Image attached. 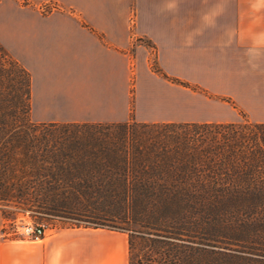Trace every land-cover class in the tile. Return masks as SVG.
<instances>
[{
    "label": "crops",
    "instance_id": "obj_1",
    "mask_svg": "<svg viewBox=\"0 0 264 264\" xmlns=\"http://www.w3.org/2000/svg\"><path fill=\"white\" fill-rule=\"evenodd\" d=\"M27 1L0 3V41L32 74L33 121L264 122V0ZM6 221L0 211V264H130L126 231L25 239L6 237Z\"/></svg>",
    "mask_w": 264,
    "mask_h": 264
},
{
    "label": "trees",
    "instance_id": "obj_2",
    "mask_svg": "<svg viewBox=\"0 0 264 264\" xmlns=\"http://www.w3.org/2000/svg\"><path fill=\"white\" fill-rule=\"evenodd\" d=\"M153 67L173 82L201 89ZM31 111L32 74L0 44V182ZM85 124L118 132L71 136L53 157L60 171L36 177L64 182L43 193L94 207L98 216L130 215L139 228L95 225L137 235L140 254L130 237V264H235L240 259L231 253L255 249L251 245L259 243L255 238L264 223L257 229L252 220L230 216L264 206V122H137L131 117ZM67 160L74 169L59 164Z\"/></svg>",
    "mask_w": 264,
    "mask_h": 264
},
{
    "label": "rangeland",
    "instance_id": "obj_3",
    "mask_svg": "<svg viewBox=\"0 0 264 264\" xmlns=\"http://www.w3.org/2000/svg\"><path fill=\"white\" fill-rule=\"evenodd\" d=\"M2 1L4 0H0V3ZM19 1L24 5L29 4L27 0ZM54 6H56L54 3L42 4V12L47 13ZM130 21H132V15H130ZM142 40L155 52L152 43L148 39L142 38ZM0 44L13 58L17 59L1 41ZM152 63L156 64L155 58H153ZM159 110L161 109H156L160 113L162 110ZM133 116L134 113L132 112L131 117ZM30 118L31 121L24 127L22 141L18 145L11 147V157L6 162L8 165L1 171V173H4V180L0 182V211L7 218V221L33 220L45 223L50 228L56 229L76 226H95L98 224H105L110 227L139 228V225L133 222L130 215L129 218L128 216L125 218L124 215L104 218L106 213L101 212L103 216H98L95 214L96 210L94 207L79 204L72 198L44 194V191L55 190L53 186H57L56 184L59 183L54 182L49 177L41 178L42 180L40 182L38 179L41 174L47 171L55 173L60 171L58 163L55 162L53 157L54 155H59L60 149L63 148L64 143L68 142L71 136L82 139L90 135H109L112 132L116 134L118 128L112 127L111 130H105V127L85 123L47 125L33 121L32 117ZM244 121H248L245 114L240 122ZM59 164L71 170L74 169L71 160L60 162ZM63 184L64 182H61L59 186ZM117 209L115 208V210ZM238 212L239 216L235 213L230 218L234 221H239L243 218H246L245 220L247 221L252 220L257 229L260 228L259 223H264V206L248 208L246 211L238 210ZM243 212H246L248 217L246 215L242 216ZM128 233L130 237L133 236L136 244V252L140 254L138 250L139 245H137V242L140 241L138 240L139 238L137 235L134 236L131 231ZM257 233L259 236L255 240L261 244L251 245L255 249H248L250 252L239 253L242 255L237 256L236 253H231V257L234 254L236 255L234 258L240 259L239 263L236 262L235 264H264V245H262L264 243V231H258ZM233 248L241 249L238 245H233ZM226 251L229 250L227 249Z\"/></svg>",
    "mask_w": 264,
    "mask_h": 264
},
{
    "label": "built area",
    "instance_id": "obj_4",
    "mask_svg": "<svg viewBox=\"0 0 264 264\" xmlns=\"http://www.w3.org/2000/svg\"><path fill=\"white\" fill-rule=\"evenodd\" d=\"M50 229L45 223L33 220H17L7 221L4 227V235L6 237H21L25 239H41L44 238Z\"/></svg>",
    "mask_w": 264,
    "mask_h": 264
}]
</instances>
